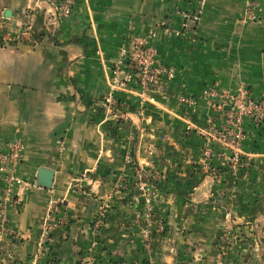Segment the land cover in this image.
I'll use <instances>...</instances> for the list:
<instances>
[{
  "label": "crops",
  "instance_id": "0c3cea01",
  "mask_svg": "<svg viewBox=\"0 0 264 264\" xmlns=\"http://www.w3.org/2000/svg\"><path fill=\"white\" fill-rule=\"evenodd\" d=\"M197 7V0H75L59 18L49 2L0 0V146H24L16 170L28 185L7 204L0 264H264V123L245 121L234 182L229 167L216 172L225 153L213 147L207 160L196 130L212 109L199 100L186 113L178 103L240 85L264 102V0H208L202 21L185 26L182 14ZM28 25L31 40L21 35ZM133 38H149L174 69V98L144 103L132 83L107 111L112 69ZM41 168L55 173L51 190L36 185ZM139 179L156 193L153 219L165 227L149 243L135 221L145 211ZM4 191L0 177V201ZM52 200L66 225L42 241ZM231 227L221 261L216 248Z\"/></svg>",
  "mask_w": 264,
  "mask_h": 264
},
{
  "label": "built area",
  "instance_id": "2783aa9c",
  "mask_svg": "<svg viewBox=\"0 0 264 264\" xmlns=\"http://www.w3.org/2000/svg\"><path fill=\"white\" fill-rule=\"evenodd\" d=\"M207 1L197 0L198 7L194 13L182 14L185 26L188 23L196 25L202 21ZM37 2H49L54 8V16L59 18L70 15L75 4V0H37ZM249 17L255 19L250 11ZM21 35L22 38L31 40L33 27L25 26ZM174 78V69L163 64L149 38H133L121 49L120 56L112 69L108 91L104 97V106L107 111L118 108L119 104L115 94L119 91H126L132 83H136L140 88L139 96L144 103L159 106L158 100L169 101L174 98L168 86ZM199 100L206 102L214 112V115L207 119L205 128H196L208 145L205 158L207 160L211 158L214 154L213 147H218L225 154H230V157L222 155L221 167L238 166L242 160L241 148L247 138V132L244 129L245 121L251 119L258 127L264 123L263 99H253L244 85H240L235 92L214 87L204 91L199 98L178 97V103L185 107L186 113L187 110L196 109ZM23 150L24 146L19 142L0 146V177L5 184L4 198L0 201V225L5 229L9 228L6 219L7 204L14 202V196L20 187L28 186L16 170ZM207 160L204 164L206 166H208ZM84 179L78 178L73 182L72 186L79 194L84 192L85 187L82 184ZM138 189L142 193L145 211L137 214L135 221L139 226L144 223L141 226L142 233L146 242L149 243L153 232L162 234L165 227L163 223L153 219L152 211L156 193L152 187L139 179ZM59 203L55 200L49 203V212L42 223V241L48 238L50 232L66 225V219L58 217Z\"/></svg>",
  "mask_w": 264,
  "mask_h": 264
},
{
  "label": "rangeland",
  "instance_id": "374dc122",
  "mask_svg": "<svg viewBox=\"0 0 264 264\" xmlns=\"http://www.w3.org/2000/svg\"><path fill=\"white\" fill-rule=\"evenodd\" d=\"M230 157V156H229ZM241 157V156H240ZM243 157V156H242ZM241 157V158H242ZM223 161H221V165L223 164L222 163ZM242 160L240 161V164H238V166H236V167H232V165H227V166H223V167H219V170H217L216 172H217V174H219V172H220V174H222L227 168H228V166H229V170H231L232 171V173L234 174V178L233 177H231V180L233 179L234 180V182H236L237 181V179H238V175H239V171H240V167H241V165H242ZM207 167H209V166H207ZM230 216H228V218H229ZM237 231V230H236ZM236 231H234V229H232V227H231V229H225V232H224V234L221 236V238H225V240H224V243H222L220 246L219 245H217V248H216V250H217V258H219L221 261L224 259V255H225V247H228V242H229V240H231L233 237H234V234H235V232ZM226 241V242H225Z\"/></svg>",
  "mask_w": 264,
  "mask_h": 264
},
{
  "label": "water",
  "instance_id": "95a60500",
  "mask_svg": "<svg viewBox=\"0 0 264 264\" xmlns=\"http://www.w3.org/2000/svg\"><path fill=\"white\" fill-rule=\"evenodd\" d=\"M55 173L52 170L41 168L37 174L36 185L44 190H51L53 187Z\"/></svg>",
  "mask_w": 264,
  "mask_h": 264
}]
</instances>
